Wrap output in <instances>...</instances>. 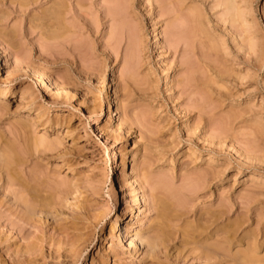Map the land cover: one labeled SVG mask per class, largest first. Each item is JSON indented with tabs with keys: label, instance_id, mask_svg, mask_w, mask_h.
<instances>
[{
	"label": "rangeland",
	"instance_id": "374dc122",
	"mask_svg": "<svg viewBox=\"0 0 264 264\" xmlns=\"http://www.w3.org/2000/svg\"><path fill=\"white\" fill-rule=\"evenodd\" d=\"M0 89V264H264V0H0Z\"/></svg>",
	"mask_w": 264,
	"mask_h": 264
},
{
	"label": "bare ground",
	"instance_id": "6f19581e",
	"mask_svg": "<svg viewBox=\"0 0 264 264\" xmlns=\"http://www.w3.org/2000/svg\"><path fill=\"white\" fill-rule=\"evenodd\" d=\"M228 1H229V0H228ZM231 2H232V1H231ZM58 8H60V6H59ZM58 8L56 9V12H58V11H57ZM61 10H62V9H61ZM61 10H59V11H61ZM56 12H55V13H56ZM121 14H122V13H121ZM54 15H55V14H54ZM58 21H59V19H58ZM122 22H124V21H122ZM122 24H123V23H122ZM0 91H2V89H0ZM3 92H4V91H3ZM15 155H16V154H15ZM9 156H10V155H8V157H9ZM14 160H15V159H14ZM132 172H133V171H132ZM135 181H136V180H135ZM140 196H141V195H140ZM140 196L136 197V204H135L136 207H135V209H134L135 211L139 209V206H138V205L140 204V200L142 199V196H141V197H140ZM120 216H121V215H120ZM119 219H120V217H119ZM113 225H116V222H115ZM117 225H118V224H117ZM117 225H116V226H117ZM112 229H113V228H112ZM139 232H140L139 229H138V230H135L134 233L131 235V237H132L131 240H130V243H131V244H134V245H135V244L137 243V241L140 240V239H139V238H140V237H139ZM149 244H150V243H149Z\"/></svg>",
	"mask_w": 264,
	"mask_h": 264
}]
</instances>
